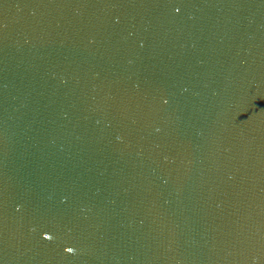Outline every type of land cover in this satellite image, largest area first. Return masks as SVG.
<instances>
[{"label":"water","instance_id":"obj_1","mask_svg":"<svg viewBox=\"0 0 264 264\" xmlns=\"http://www.w3.org/2000/svg\"><path fill=\"white\" fill-rule=\"evenodd\" d=\"M0 264H264V0H0Z\"/></svg>","mask_w":264,"mask_h":264},{"label":"snow or ice","instance_id":"obj_2","mask_svg":"<svg viewBox=\"0 0 264 264\" xmlns=\"http://www.w3.org/2000/svg\"><path fill=\"white\" fill-rule=\"evenodd\" d=\"M177 11H179V9H177ZM69 251H71V249H69Z\"/></svg>","mask_w":264,"mask_h":264}]
</instances>
